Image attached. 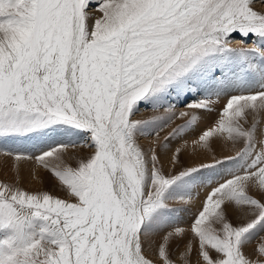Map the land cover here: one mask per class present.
<instances>
[{
	"label": "snow or ice",
	"instance_id": "obj_1",
	"mask_svg": "<svg viewBox=\"0 0 264 264\" xmlns=\"http://www.w3.org/2000/svg\"><path fill=\"white\" fill-rule=\"evenodd\" d=\"M0 157V264H264V0H0Z\"/></svg>",
	"mask_w": 264,
	"mask_h": 264
},
{
	"label": "rangeland",
	"instance_id": "obj_2",
	"mask_svg": "<svg viewBox=\"0 0 264 264\" xmlns=\"http://www.w3.org/2000/svg\"><path fill=\"white\" fill-rule=\"evenodd\" d=\"M236 39H242L240 36H235L233 39H234V42L236 41ZM254 38H249L246 43H251L252 40ZM227 96H224L222 98L219 99V101L215 104V111L211 112V113H201V115H203L204 117V120L202 121L201 125H200V128L197 129V132H199L200 130L206 128V127H211L215 120L218 118V113H219V110L224 106V104L226 103L227 101ZM213 99L215 100L216 98L213 97ZM180 109H183L184 108V105L181 104L178 106ZM163 110L161 109V112ZM154 113L151 111V109H146L145 106H141V113L138 115V118H148L149 116L153 115ZM180 123H183V120L182 119H177L174 121L173 123V126H175V124H180ZM167 131H170V128L169 129H165V132L161 133V135H166ZM193 136H196V133H190L188 136L185 137V139H188V140H191V137ZM153 137H145V138H142L141 139V143L144 144V145H148L151 141H152ZM217 142V143H216ZM213 145L215 151H216V154L217 155H231V154H234V151L235 149L232 147L231 143H225L224 141H216ZM221 142V143H220ZM178 143H182V141L178 142ZM220 143V144H218ZM220 146V147H219ZM225 146V147H224ZM219 149H218V148ZM228 147V148H227ZM231 147V148H230ZM225 148V150H224ZM221 149V151H220ZM228 149V150H227ZM227 150V151H226ZM92 151L91 149H80L79 150V154L81 155H86L88 152ZM226 151V152H225ZM186 154H190V150H188V153L186 151L185 155ZM201 155V156H200ZM204 154L201 153V152H197L195 154V156L193 157L192 159V162H196L198 159H200ZM187 158V155L186 157ZM210 158V156H209ZM167 167V166H166ZM45 171V170H44ZM47 174H49L47 171H45ZM8 175V176H7ZM49 178V179H48ZM47 178V180L43 183V186L42 187H39V186H34V187H28L24 184H22L23 187H25L26 189L28 190H48V191H53L54 193L58 194V195H61L63 196L64 193L63 192H60L57 187H56V184L57 182L51 177V175H49ZM0 180H5V181H11L13 180L10 175L8 173H6L5 176H2L0 175ZM201 195H200V198L196 201H194L193 205L191 206L190 210L186 213H184V218L186 221L190 222L191 220V217H192V214L200 207V203L201 201L203 200V197H204V194L206 192V189H201ZM174 206L178 205L179 202L177 201H174L172 202ZM259 243V238H257L255 241H253V246L255 244Z\"/></svg>",
	"mask_w": 264,
	"mask_h": 264
},
{
	"label": "bare ground",
	"instance_id": "obj_3",
	"mask_svg": "<svg viewBox=\"0 0 264 264\" xmlns=\"http://www.w3.org/2000/svg\"><path fill=\"white\" fill-rule=\"evenodd\" d=\"M235 40L236 41H239L240 39H236L235 38ZM195 138H196V136L191 137V139H195ZM220 143H218V144H220ZM224 150H225V148H224ZM220 151H221V149H220ZM187 153H188V151H187ZM186 155L188 157L189 154H186ZM186 155H185V157H186ZM11 164H12V161L11 160H8L6 158L0 157V175H1V177L2 176H5L6 173H8L12 179L15 177V175H16L15 169L11 167ZM49 175L50 174H47L43 169H36L35 170V176L37 178H34L33 177V174H32V166L26 164V165L23 166V168L21 170V183L24 184V185H26V186H28V187H34V186L35 187L36 186L42 187L43 186V183L47 180V178H48ZM41 180H43V182H41Z\"/></svg>",
	"mask_w": 264,
	"mask_h": 264
}]
</instances>
